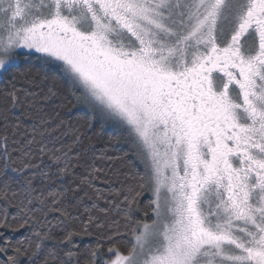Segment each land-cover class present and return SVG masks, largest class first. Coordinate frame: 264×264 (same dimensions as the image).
Instances as JSON below:
<instances>
[{"label": "snow or ice", "instance_id": "1", "mask_svg": "<svg viewBox=\"0 0 264 264\" xmlns=\"http://www.w3.org/2000/svg\"><path fill=\"white\" fill-rule=\"evenodd\" d=\"M0 264H264V0H0Z\"/></svg>", "mask_w": 264, "mask_h": 264}, {"label": "trees", "instance_id": "2", "mask_svg": "<svg viewBox=\"0 0 264 264\" xmlns=\"http://www.w3.org/2000/svg\"><path fill=\"white\" fill-rule=\"evenodd\" d=\"M48 111H52L51 109H48ZM61 112V118L65 119L66 121L70 122L73 126H79L77 121L79 118L81 117H86L87 116V110L83 109V108H78V107H73L71 104H68L64 109L60 110ZM31 129L29 128V131ZM47 131L52 132V129H47ZM113 132H108L107 135L105 136V139L108 138V136L113 135ZM53 137H58V140L52 139L48 142L49 147L51 148L53 146V144H55L56 148H61V142L65 145H71L72 143V139H71V133H67L65 134L63 131H59V132H53L52 133ZM102 145H97V147H101ZM125 150H127V148L125 147ZM121 153L117 152V155H120ZM97 155H99V152H97ZM45 159H47V157H45ZM138 167H140L139 165H137ZM97 187L101 188V189H106V186L101 183V182H97ZM150 193L145 192L142 194V196L140 197L141 200V208H145L147 209V206L149 204V198H150ZM101 206L103 207V201L100 202ZM150 211V209H148ZM73 215H81L80 212H77L75 210H72ZM141 216L143 215L142 213L140 214ZM61 218L60 217V213L59 212H53L50 213L48 215V219L52 222L53 225L57 224V219ZM81 218H83V216H81ZM113 218H115L113 216ZM60 227L62 228L63 225H60ZM123 231V229H121ZM57 231H59V229H57ZM94 237L92 238H85L84 243H92L94 242Z\"/></svg>", "mask_w": 264, "mask_h": 264}]
</instances>
